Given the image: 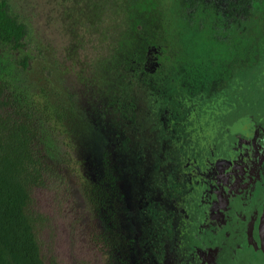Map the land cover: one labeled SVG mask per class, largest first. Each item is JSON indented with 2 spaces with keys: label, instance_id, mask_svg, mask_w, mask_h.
<instances>
[{
  "label": "trees",
  "instance_id": "obj_1",
  "mask_svg": "<svg viewBox=\"0 0 264 264\" xmlns=\"http://www.w3.org/2000/svg\"><path fill=\"white\" fill-rule=\"evenodd\" d=\"M26 1L30 0L21 4ZM213 1L218 8L203 0H170L171 4L167 0H47L51 10L54 4L69 43L77 49H82L80 41L93 40L97 31L101 33L100 38L105 40L100 42L110 48L107 57L114 63V70L131 69L126 77L122 74L125 84L137 92L166 98V79L172 64H185L169 79L173 80L169 81L173 95L168 101L174 108L178 101L198 103L200 113L211 110L208 107L218 103V95L206 88L195 93L191 84L197 71L190 67L193 59L212 52L214 31L220 44L246 40L255 46L248 40V28L264 22V0ZM11 2L0 0V264H61L55 255V242L59 240L53 223L56 216L40 206L44 197L66 220L64 237L77 250L73 255L83 262L89 258L98 264H115L109 221L116 215L115 200H122L123 195L113 174L116 164L112 161V144L121 161L125 155L110 136H87V131L95 130L90 124L93 121L84 124L86 120L74 107L75 100L65 97L69 90L56 86L59 82L49 68L39 85L29 79L33 53L28 44L34 43V32L29 29L32 24L19 20L18 8L14 5L15 10ZM253 14L258 15L255 22L251 20ZM242 15L246 19L242 20ZM212 18L220 25H211ZM172 27L174 34L170 37L168 30ZM150 45L158 49L153 72L144 68ZM101 70L107 72L109 68L102 63ZM234 76L228 80L244 78L236 71ZM178 78H182L180 82ZM184 88L189 91L181 92ZM207 95L211 98H203ZM129 102L139 101L131 98ZM76 137L92 141L91 150L84 145L80 150ZM88 248H94L93 252ZM89 253L92 256H86Z\"/></svg>",
  "mask_w": 264,
  "mask_h": 264
},
{
  "label": "flooded vegetation",
  "instance_id": "obj_2",
  "mask_svg": "<svg viewBox=\"0 0 264 264\" xmlns=\"http://www.w3.org/2000/svg\"><path fill=\"white\" fill-rule=\"evenodd\" d=\"M217 99L206 114L224 115ZM180 102L167 106L152 142L157 156L141 169L127 167L112 144L123 195L109 221L115 264H264V125L250 115L227 146L229 127L214 129L198 103Z\"/></svg>",
  "mask_w": 264,
  "mask_h": 264
},
{
  "label": "rangeland",
  "instance_id": "obj_3",
  "mask_svg": "<svg viewBox=\"0 0 264 264\" xmlns=\"http://www.w3.org/2000/svg\"><path fill=\"white\" fill-rule=\"evenodd\" d=\"M21 1L23 0H12L11 3L13 8L14 5L18 8L19 20L32 24L29 29L34 32V43L28 44V48L33 53L32 70L27 73L29 79L39 85L49 68L55 74L56 82H59L56 86L69 90V93L68 91L66 93L69 95L65 97L75 100L74 107L77 109V113L86 120L84 124L88 125V122L93 121L90 124L94 126L95 130L94 132L87 131V136L89 138L93 135L103 137L114 130L118 135L114 141L115 144H119L120 151L125 155L126 166L131 169H141L140 162L142 160H149V158L157 156L154 149L156 145L152 142L162 132L159 121L165 115L164 112L170 103L168 100H171L173 95V89L169 85V81L173 80L169 79L178 70H183L186 65L180 63L175 67L172 64L171 74L166 79V87L169 90L166 98L156 99L151 93L137 92L125 84L124 76L126 77L131 69L130 71L126 69L123 72L114 70V63L110 57H107L110 48H107L106 43L100 42V39H105L103 36L100 38L99 31L93 35V40L81 37L85 41H80L82 49L79 48V50L73 42L69 43V36L62 28V20L57 17L59 14L56 15L54 4H52L53 10H51L47 0H30L24 4H21ZM203 1L208 2L213 9L218 8L213 0ZM167 2L171 4L170 0ZM241 10L243 11V9ZM173 17L174 15L171 16L172 19ZM241 17H243L242 20L246 19L243 15ZM257 19V14L251 16V20L254 22ZM211 23L214 27L220 25L216 18H212ZM207 24H210V19ZM261 24L248 28L251 30L248 40L255 46L247 44L246 40H231L230 44L223 41L220 44L218 42L220 37L214 31L212 52L210 53L211 50H209L207 57H201L200 54L197 57L196 55L193 59L194 62L190 64V67L197 68L191 80V84L195 87V93H198L202 88L213 89L227 103V109L223 116L217 113L215 116L206 114V112L201 113L204 119L206 115L210 116V125L214 129L221 130L224 127H229L230 136H227V146L232 143V136L237 132L242 121L248 119L250 115L254 122L264 125V22ZM168 34L170 37L174 34L173 27L169 28ZM40 40L44 42L43 45H40ZM132 41L136 40L132 39ZM111 42L112 40H108V43ZM256 46L258 49L255 57L257 58L252 57L251 54ZM153 48L155 47L150 45L149 49L151 50H148V54L150 55V64L154 65V63L156 64L154 57H157L158 49ZM41 49L44 51L41 52ZM190 50L192 54L196 52L193 46L190 47ZM200 50L202 51V49ZM103 56L107 58L104 60ZM102 63L109 68L107 72L101 70ZM156 67L154 68L156 69ZM208 68L209 70H207ZM235 71L237 74L241 73L244 78L236 79L235 82L228 80L230 77H235ZM185 73L186 71H184ZM181 79L178 78V81L180 82ZM220 85L222 88L218 90ZM184 86L187 85L184 84ZM185 91H189V89L184 88L181 92ZM126 94L128 95L122 97ZM131 98L137 99L139 102L128 103ZM76 142L80 150L84 145L85 149L89 148L90 151L93 145L92 141L81 137H76ZM87 142L88 147L86 146ZM97 156L98 153H96ZM139 186L144 187L140 182ZM40 206L56 216L53 223L55 237L59 239L55 242L57 261L61 264H98L89 258H84L83 262L76 254L73 255L77 250L73 249L72 243L68 244L65 241L66 220L60 215L54 204L49 205L45 197L40 199ZM44 236L46 235L44 234ZM93 250L87 249L89 252H93ZM86 256L90 257L92 254L89 253Z\"/></svg>",
  "mask_w": 264,
  "mask_h": 264
}]
</instances>
